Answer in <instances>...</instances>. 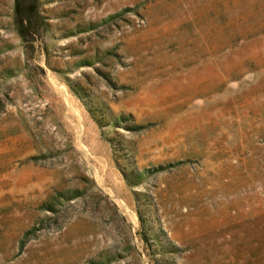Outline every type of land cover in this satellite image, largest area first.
I'll use <instances>...</instances> for the list:
<instances>
[{"label":"rangeland","instance_id":"rangeland-1","mask_svg":"<svg viewBox=\"0 0 264 264\" xmlns=\"http://www.w3.org/2000/svg\"><path fill=\"white\" fill-rule=\"evenodd\" d=\"M0 0V264H264V0Z\"/></svg>","mask_w":264,"mask_h":264},{"label":"trees","instance_id":"trees-1","mask_svg":"<svg viewBox=\"0 0 264 264\" xmlns=\"http://www.w3.org/2000/svg\"><path fill=\"white\" fill-rule=\"evenodd\" d=\"M38 2L39 0H15L17 24L22 37L26 41L28 40V28L32 24L33 16L39 17Z\"/></svg>","mask_w":264,"mask_h":264}]
</instances>
